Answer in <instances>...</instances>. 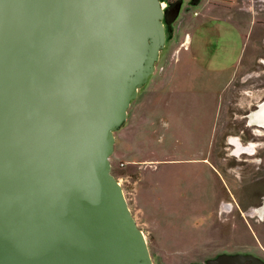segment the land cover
Returning a JSON list of instances; mask_svg holds the SVG:
<instances>
[{
    "label": "water",
    "instance_id": "obj_1",
    "mask_svg": "<svg viewBox=\"0 0 264 264\" xmlns=\"http://www.w3.org/2000/svg\"><path fill=\"white\" fill-rule=\"evenodd\" d=\"M182 4L0 0V264H154L110 156Z\"/></svg>",
    "mask_w": 264,
    "mask_h": 264
},
{
    "label": "rangeland",
    "instance_id": "obj_2",
    "mask_svg": "<svg viewBox=\"0 0 264 264\" xmlns=\"http://www.w3.org/2000/svg\"><path fill=\"white\" fill-rule=\"evenodd\" d=\"M162 1L169 6L177 0ZM223 2L224 34H209L203 56L188 40L191 50L180 48L184 16L197 20L201 15L194 11L203 12L204 5L184 0L172 30L167 27L155 71L115 132L112 172L154 264H188L234 249L264 257V213L258 210L264 199V129L248 118L264 102V27L255 25L264 24V0ZM246 41L237 70L222 67L236 62ZM201 55L204 64L208 58L220 62L213 66L217 71L189 59ZM233 139L252 143L253 155H231Z\"/></svg>",
    "mask_w": 264,
    "mask_h": 264
},
{
    "label": "crops",
    "instance_id": "obj_3",
    "mask_svg": "<svg viewBox=\"0 0 264 264\" xmlns=\"http://www.w3.org/2000/svg\"><path fill=\"white\" fill-rule=\"evenodd\" d=\"M189 2H193L194 0H188ZM224 0H197V2H194L193 4H202L203 5V12L200 10H195L194 14L196 15H201L200 18H198L197 20H192L189 21L188 20V16H184V20H183V29L186 31V36L185 39H183V44H180V48L184 47L185 51H189L191 50V47L187 48L186 45V41L188 40L190 44H196V46H199L200 52L203 54V56H205L206 54V48L208 49L209 46V42L208 40H211L209 37V34H211L212 32L218 31L220 30V34L221 36H223V32H224V27H225V23L226 20L228 19L227 16V10L226 7L227 5L223 2ZM184 3V0H183ZM183 6V4H182ZM182 9V7H181ZM238 14H240V21H241V17L242 14L240 13L239 10ZM181 12V10H180ZM180 14V13H179ZM264 14V12L262 13V15ZM179 16V15H178ZM256 21V20H255ZM211 25V26H210ZM256 27H258L259 29H262L264 27V24L262 22H257V24H255ZM249 42H245L242 52L239 54L238 59L236 60V62H233L232 64H227L225 63L224 66L225 68H230L232 67V65H235V70H237V68L239 67V65L243 62V59L245 58V55L247 53L246 48H249ZM183 45V46H182ZM181 48V49H182ZM199 52V53H200ZM201 55V58H197V57H191L189 58L191 60V62L199 64L200 66H205L206 68H204L206 71H210V69L212 70H216L214 67H220V62L215 63V61L213 59L208 58V60H210V62L208 61V63L204 64L202 63V58H204ZM208 56L210 57V55L208 54ZM181 60H179V62H177L178 66H180L181 64H183L182 62H180ZM207 66H209L207 69ZM211 66V67H210ZM220 69V68H219ZM223 70H228V69H221ZM168 74H163L161 77V79H167ZM168 86V85H167ZM225 87V86H224ZM163 90H165V88H163ZM224 90V88L222 89ZM167 91V89H166ZM117 135H116V140H117ZM138 160H143V159H138Z\"/></svg>",
    "mask_w": 264,
    "mask_h": 264
},
{
    "label": "flooded vegetation",
    "instance_id": "obj_4",
    "mask_svg": "<svg viewBox=\"0 0 264 264\" xmlns=\"http://www.w3.org/2000/svg\"><path fill=\"white\" fill-rule=\"evenodd\" d=\"M256 126H258L259 128L264 129L260 125H256ZM244 152H246L247 155H253V152L250 153L249 151H243L241 153H244ZM241 153H238V152L235 153L234 152L231 155L238 156ZM259 207H263L261 212L264 213V199L262 200V203L259 204V206H258V210L260 211ZM222 254H229V255L253 254V255H256V256H258V257H260V258H262L264 260V257H262L261 255L255 253V252L241 251V250H238V249H234V250H225V251L217 252L216 254L212 255L210 258H206V259L201 260V261H192V262H190L188 264H255V263H253V261L251 259H242V257H240V256L232 258V259H230L228 261L218 260V261H214L213 263H210V261H209L210 259H215V258L219 257Z\"/></svg>",
    "mask_w": 264,
    "mask_h": 264
},
{
    "label": "bare ground",
    "instance_id": "obj_5",
    "mask_svg": "<svg viewBox=\"0 0 264 264\" xmlns=\"http://www.w3.org/2000/svg\"><path fill=\"white\" fill-rule=\"evenodd\" d=\"M248 118L249 123L264 126V102L256 110H252ZM233 141L236 144L235 150L238 153H241L243 151H249L252 153L254 151V146L252 145V143L245 146L237 139H233ZM262 209L263 207H260V211H262Z\"/></svg>",
    "mask_w": 264,
    "mask_h": 264
},
{
    "label": "built area",
    "instance_id": "obj_6",
    "mask_svg": "<svg viewBox=\"0 0 264 264\" xmlns=\"http://www.w3.org/2000/svg\"><path fill=\"white\" fill-rule=\"evenodd\" d=\"M167 4L166 3H164L163 1H162V6H163V8H167L168 6H166Z\"/></svg>",
    "mask_w": 264,
    "mask_h": 264
}]
</instances>
